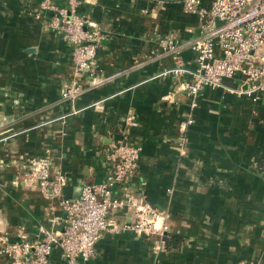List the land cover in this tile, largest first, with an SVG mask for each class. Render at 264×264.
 Masks as SVG:
<instances>
[{
    "label": "crops",
    "instance_id": "1",
    "mask_svg": "<svg viewBox=\"0 0 264 264\" xmlns=\"http://www.w3.org/2000/svg\"><path fill=\"white\" fill-rule=\"evenodd\" d=\"M42 1L0 0V238L33 239L62 215L30 178L33 158L48 157L66 178L63 196L75 198L104 181L106 153L125 136L140 147L130 188L168 214L166 237L180 243L155 255L153 237L120 229L98 241L88 264H264V94L252 101L228 90L242 85L236 74L205 87L190 110L179 79L161 74L194 56L199 20L183 0H76L75 12L107 38L83 91L63 100L72 45L48 25ZM158 37H173L179 53H164ZM130 215L114 214L119 223ZM0 264L10 263L0 255ZM49 264H64L58 247Z\"/></svg>",
    "mask_w": 264,
    "mask_h": 264
},
{
    "label": "built area",
    "instance_id": "2",
    "mask_svg": "<svg viewBox=\"0 0 264 264\" xmlns=\"http://www.w3.org/2000/svg\"><path fill=\"white\" fill-rule=\"evenodd\" d=\"M202 2L183 0L184 9L199 20L198 35L190 43L194 53L190 66L178 64L161 74L179 79V88L191 97L190 110L205 87H220L224 78L236 74L242 76V85L228 90L260 100L264 94V0H211L208 7ZM68 5L58 7L43 0L40 8L51 11V27L72 45L73 77L61 92V98L72 103L83 91L81 76L93 69L96 50L107 33L94 20L75 12L76 0H68ZM159 45L164 53L178 54L181 49L171 37H161ZM127 120L132 123L133 117ZM192 122L189 114L179 123V131ZM139 153L140 147L125 136L112 143L106 153L109 171L104 181L84 184L75 198L63 196L66 178L61 170L51 169L48 157L33 158L30 178L44 196L58 198L62 215L52 216L49 226H39L33 239L0 238V255L10 264H49L52 250L58 247L64 264H88L98 241L120 229L153 237L152 250L158 255L169 216L130 188ZM119 210L131 213L122 223L114 216Z\"/></svg>",
    "mask_w": 264,
    "mask_h": 264
},
{
    "label": "trees",
    "instance_id": "3",
    "mask_svg": "<svg viewBox=\"0 0 264 264\" xmlns=\"http://www.w3.org/2000/svg\"><path fill=\"white\" fill-rule=\"evenodd\" d=\"M180 243V239H178L177 237H166L165 241H164V247L165 249L169 248V247H178Z\"/></svg>",
    "mask_w": 264,
    "mask_h": 264
},
{
    "label": "rangeland",
    "instance_id": "4",
    "mask_svg": "<svg viewBox=\"0 0 264 264\" xmlns=\"http://www.w3.org/2000/svg\"><path fill=\"white\" fill-rule=\"evenodd\" d=\"M43 2V1H42ZM183 2V1H182ZM41 9V8H40ZM41 10H43V9H41ZM188 12V11H187ZM191 13V12H190ZM49 21H48V25L51 27V17H49ZM52 28V27H51ZM161 37H158L157 38V45H158V47L161 49V47H160V45H159V39H160ZM171 38H173V37H171ZM177 43L178 44H180L178 41H177ZM182 47V46H181ZM162 50V49H161ZM161 253V252H160Z\"/></svg>",
    "mask_w": 264,
    "mask_h": 264
},
{
    "label": "water",
    "instance_id": "5",
    "mask_svg": "<svg viewBox=\"0 0 264 264\" xmlns=\"http://www.w3.org/2000/svg\"><path fill=\"white\" fill-rule=\"evenodd\" d=\"M216 23H217V24H219V23H221V22H220V21H218V20H216Z\"/></svg>",
    "mask_w": 264,
    "mask_h": 264
}]
</instances>
